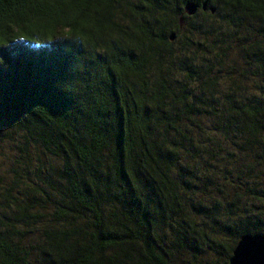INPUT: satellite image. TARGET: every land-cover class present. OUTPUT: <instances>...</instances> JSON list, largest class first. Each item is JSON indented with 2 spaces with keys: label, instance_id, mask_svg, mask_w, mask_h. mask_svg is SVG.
<instances>
[{
  "label": "trees",
  "instance_id": "1",
  "mask_svg": "<svg viewBox=\"0 0 264 264\" xmlns=\"http://www.w3.org/2000/svg\"><path fill=\"white\" fill-rule=\"evenodd\" d=\"M252 233L264 0H0V264H229Z\"/></svg>",
  "mask_w": 264,
  "mask_h": 264
},
{
  "label": "water",
  "instance_id": "2",
  "mask_svg": "<svg viewBox=\"0 0 264 264\" xmlns=\"http://www.w3.org/2000/svg\"><path fill=\"white\" fill-rule=\"evenodd\" d=\"M205 7L203 4V8ZM197 8L198 4L193 2L186 3L184 6L185 12L189 15L194 14ZM173 37L174 35H171L170 39ZM229 264H264V234L241 235L229 258Z\"/></svg>",
  "mask_w": 264,
  "mask_h": 264
},
{
  "label": "rangeland",
  "instance_id": "3",
  "mask_svg": "<svg viewBox=\"0 0 264 264\" xmlns=\"http://www.w3.org/2000/svg\"><path fill=\"white\" fill-rule=\"evenodd\" d=\"M238 161H239V158H238ZM233 173H236V172L235 171H232V174ZM245 180L248 181V179H246V178H245ZM231 189L232 188H230V187H227L226 188V190H229V191H231ZM249 202H253V200L251 198H249V197H246L244 203L242 202V205H247ZM239 207H241V199H240V206Z\"/></svg>",
  "mask_w": 264,
  "mask_h": 264
}]
</instances>
